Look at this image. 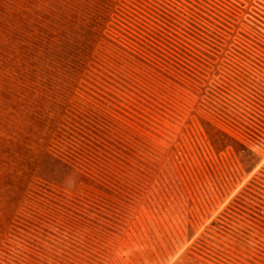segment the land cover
Masks as SVG:
<instances>
[{
	"label": "rangeland",
	"instance_id": "rangeland-1",
	"mask_svg": "<svg viewBox=\"0 0 264 264\" xmlns=\"http://www.w3.org/2000/svg\"><path fill=\"white\" fill-rule=\"evenodd\" d=\"M0 264H264V0H0Z\"/></svg>",
	"mask_w": 264,
	"mask_h": 264
}]
</instances>
